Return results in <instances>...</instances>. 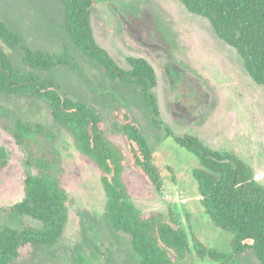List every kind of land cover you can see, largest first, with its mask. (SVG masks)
I'll return each instance as SVG.
<instances>
[{
    "label": "rangeland",
    "instance_id": "obj_1",
    "mask_svg": "<svg viewBox=\"0 0 264 264\" xmlns=\"http://www.w3.org/2000/svg\"><path fill=\"white\" fill-rule=\"evenodd\" d=\"M0 19L20 36L23 45L53 53L68 50L76 69L61 66L36 73L96 108L107 137L125 150L115 112L124 108L131 112L161 169V186L149 184L127 156L123 178L140 211L172 212L180 219L191 251L177 260L179 264H260L250 252L233 261L195 254L193 237L224 254L231 252L232 241L230 232L211 223L200 202L190 175L197 156L152 124L138 86L110 81L98 63L74 46L63 27L60 0H0ZM91 25L97 43L119 66L128 69L127 58L138 56L154 67L153 93L160 119L172 133H189L211 149L236 153L264 186V86L249 76L239 53L215 34L207 19L189 12L179 0H97ZM6 52L18 70H27L20 47ZM0 107L56 132L54 145L60 152L62 184L68 196L59 240L49 247L28 245L9 264H137L128 237L115 231L106 216L99 168L78 151L70 129L51 116L48 103L0 92ZM0 146L8 153L0 172V224L15 228L24 222L36 224L10 210L23 198L24 173L33 170L22 148L1 126Z\"/></svg>",
    "mask_w": 264,
    "mask_h": 264
},
{
    "label": "trees",
    "instance_id": "obj_2",
    "mask_svg": "<svg viewBox=\"0 0 264 264\" xmlns=\"http://www.w3.org/2000/svg\"><path fill=\"white\" fill-rule=\"evenodd\" d=\"M63 27L71 42L87 58L98 63L110 81L133 84L141 89L142 99L152 124L163 129L179 144L197 156L190 175L211 223L232 234L231 252L224 254L192 238V249L199 258L233 261L245 252L264 264V186L251 168L234 152L207 147L189 133L174 134L160 119L153 88L157 83L154 67L143 57L127 58L125 69L95 40L91 25L97 0H60ZM185 8L207 19L215 34L233 47L249 76L264 86V0H179ZM21 48L25 72L18 70L6 49ZM70 66L65 48L60 53L32 49L0 19V92L8 96L26 95L48 103L51 116L66 125L76 148L100 170V182L106 196V216L112 228L130 241L137 264H179L191 251L188 235L175 213L140 211L131 200L123 178L126 156L131 167L153 187L161 186V169L156 164L149 142L131 112L118 115L126 150L113 143L104 131L100 112L74 99L53 79L36 72H50ZM0 126L25 153L33 172L23 175V198L10 210L28 217L21 228L0 224V264L19 258L28 245L52 246L60 238L67 217V193L62 184L64 169L54 145L57 134L40 123L14 117L0 107ZM8 161L7 150L0 146V172Z\"/></svg>",
    "mask_w": 264,
    "mask_h": 264
}]
</instances>
